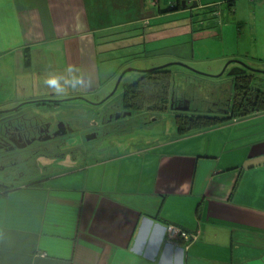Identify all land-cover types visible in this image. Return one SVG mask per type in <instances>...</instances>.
I'll return each instance as SVG.
<instances>
[{"label": "crops", "instance_id": "1", "mask_svg": "<svg viewBox=\"0 0 264 264\" xmlns=\"http://www.w3.org/2000/svg\"><path fill=\"white\" fill-rule=\"evenodd\" d=\"M239 1L0 0V111L56 96L94 106L129 62L159 68L151 58L220 74L235 56L220 21ZM190 131L0 190V264H264V110Z\"/></svg>", "mask_w": 264, "mask_h": 264}, {"label": "rangeland", "instance_id": "2", "mask_svg": "<svg viewBox=\"0 0 264 264\" xmlns=\"http://www.w3.org/2000/svg\"><path fill=\"white\" fill-rule=\"evenodd\" d=\"M263 3L258 4V0H241L233 6L232 11H228L226 8L224 10V17L220 21V27L225 29V40L227 42L226 50L228 52H232L233 58L230 61H227L225 63V66L223 67V70L226 69V67H229L230 62H237L240 63L242 66L247 65L250 67H256L264 70V0ZM261 6V9H259V6ZM258 6V7H257ZM223 10V8H221ZM215 32V29H212ZM222 34V30H221ZM213 45H216L218 48H220V51L224 47L223 45L216 43L215 40L212 41ZM216 53H213V56L215 57ZM218 57V56H217ZM122 61V60H121ZM158 62L161 64L159 67H163L172 63H175L174 58L169 57H162L161 60L151 58L150 60L146 61V63L151 64V62ZM124 63V60L122 61ZM143 65H145L143 62H141ZM201 63V62H200ZM211 63L215 64L217 63V60H213L211 62H203L202 64L211 65ZM125 65V64H124ZM190 69L193 70L196 74H203L208 77H221L222 72L220 74L214 75L210 73H206L204 71H201L202 66L198 63H189ZM135 66H138L134 62H129L128 65L123 68L122 74L126 73L124 80L130 81L131 78H133V75L138 76V73L131 72L129 70H136ZM146 66V65H145ZM152 68V67H151ZM150 68V69H151ZM153 69V68H152ZM259 69V70H260ZM146 70V69H142ZM149 70V69H148ZM258 70V71H259ZM120 71V68H119ZM196 79L189 78L184 76V73L181 75H178L180 78L176 79L175 84V90L181 91L179 93V97L185 98L188 103L192 105L193 109L199 110L200 113L204 112L207 114H213L218 113V108H224L225 104L227 103V98L230 95L234 96V99L239 100L240 97L243 95L253 94L258 90L257 86H250L248 89L242 87V85H233L231 82V78H226L222 82L221 79H211L207 77H200L196 74L189 73ZM186 75V74H185ZM221 75V76H219ZM135 76V77H136ZM130 77V78H129ZM201 78L203 81H199ZM118 80V78H117ZM115 85H110L109 89L111 91L108 93L107 97L104 98L99 103L95 104H101L98 105V107L90 106L92 111H89L88 115L93 117L96 112L98 114L102 113H111L113 114L114 109L116 107L120 108L122 107V99H123V93L121 88L116 90V94L114 93V90L116 89L117 81ZM196 81L197 83H194ZM208 81V82H206ZM127 82V81H126ZM192 85V86H191ZM198 85V86H197ZM200 85V86H199ZM259 86L264 89V82H260ZM170 87V95L173 93V90ZM172 91V93H171ZM106 94V91L101 94V97ZM112 96L110 99H108L106 102H104L108 97ZM177 95V96H178ZM99 98V96H97ZM97 97H92L91 101L96 99ZM233 99V100H234ZM170 100V99H169ZM178 98L174 100L176 102ZM235 101V100H234ZM170 102V101H168ZM171 103V102H170ZM170 103L167 105V111L166 108L164 110H155V112H148L147 107L143 108L141 110L138 109H131V112L135 115L132 120H129V122L125 121V119L119 120L117 122L119 125H130L134 126L133 130H130L128 132H118L117 135H108L106 137H100L97 140L87 142L86 137L93 132L92 128H90L88 131L87 128H79L78 124H75V127L80 131L79 135H76L73 139H71L72 145L74 146V152L75 155H78V149L77 146H80L83 144V141H85V144H87L86 147V163L84 165L88 164H94L97 161H102L101 154H105L107 151L108 153H113L114 151H126L133 149L134 147H137L138 145L146 144V142L150 145H154L157 143H162L164 141H170L172 137L177 133V126L175 124L176 118L175 114H173L172 111H170ZM176 108L179 106H175ZM182 107V106H180ZM81 109L82 113H87L86 110ZM122 111H124V107L121 108ZM66 110H69L71 113H75L76 111H79L78 108L73 106H68ZM141 111V112H138ZM196 112V113H199ZM40 115H42L44 120H46L48 117L46 116V113L41 110L39 111ZM145 115L147 116V122L144 121V117L142 116L139 118L138 116ZM231 115L234 119H238L242 116L241 112L236 110L232 111ZM82 116V115H81ZM87 116V115H86ZM104 116V115H103ZM233 119V120H234ZM95 120L96 118H91V121ZM86 121H90L88 118ZM115 123V124H117ZM191 121L187 122L185 121L186 126H189ZM207 127V126H206ZM186 129V127H185ZM92 134V133H91ZM150 142V143H149ZM124 147L123 149H120V145ZM128 151H126L127 153ZM47 159H40V164L47 165L52 164V169L50 168L46 172H41L42 176L57 174L59 171L64 169L71 168H79L82 165L73 164L72 157H67L65 159H60L59 161H53V162H44ZM73 164V165H72ZM72 165V166H71ZM40 175V174H39Z\"/></svg>", "mask_w": 264, "mask_h": 264}, {"label": "flooded vegetation", "instance_id": "3", "mask_svg": "<svg viewBox=\"0 0 264 264\" xmlns=\"http://www.w3.org/2000/svg\"><path fill=\"white\" fill-rule=\"evenodd\" d=\"M177 63L179 62L169 64L173 66L172 70L179 68V66L176 65ZM259 69L254 68V71H258ZM178 70L179 69H177V71ZM244 72L252 73L249 71L248 66L241 65V67L235 71V74ZM139 73L137 75H139ZM124 78L125 76L121 80L122 82L119 86L123 96L125 93L124 91L127 90L132 81L131 78L130 81L126 80V82ZM178 94L179 93L175 92V95L171 97V110L174 111L173 113L189 114V112H199V110L192 108L190 102L188 103L184 100L185 98L179 97ZM59 97L60 96L33 100L32 102L22 103L12 109L0 111V190H3V192H12V190L22 189L30 185H36L41 181L43 182L38 174L41 175V172H46L52 168L53 165H42L40 164V159H47L44 162H53L71 156L74 162L73 164L82 165L86 161L88 155L86 154L87 144L83 141L82 145L77 146L79 154L75 155V148L72 143H70L71 139L80 133L75 127V124H78L79 128H87L88 131L92 128L93 132L90 131L92 134L90 133L89 135L96 134L97 139L108 135H117L118 132L125 133L134 129V126L127 124L119 125L117 123L122 119L129 122V120H132L135 116L130 108H125L123 99L122 107H116L113 114L109 112L98 114V112H96L93 116L96 118V121H91L93 117L90 118L88 113L92 111L93 108L90 109V107H87L86 101L82 96L75 98ZM176 97L178 100L174 102ZM233 99V95H230L227 98L228 101L224 108H218L217 112L231 114L232 111H235V101ZM176 105L179 107L176 108ZM68 106L76 107L80 112L76 111L75 113H71L69 110H66ZM123 107L124 111L121 109ZM79 108L86 110L87 113H82ZM184 108H188L189 110L182 111ZM10 110L13 112H9L8 114L2 113ZM41 110L43 113H46L48 117L46 120L42 119L44 117L39 113ZM129 112L131 116L127 118L121 117V119L117 120V114L123 116L125 113ZM142 116L143 115L138 117L141 118ZM87 118L90 121H86ZM146 118L147 116L144 117L145 122H147ZM49 178L50 177H47V179ZM47 179L45 178L44 181H47Z\"/></svg>", "mask_w": 264, "mask_h": 264}, {"label": "trees", "instance_id": "4", "mask_svg": "<svg viewBox=\"0 0 264 264\" xmlns=\"http://www.w3.org/2000/svg\"><path fill=\"white\" fill-rule=\"evenodd\" d=\"M218 13V11H215ZM216 23V22H215ZM216 25V24H215ZM214 25V26H215ZM217 27V26H216ZM26 66L30 67L31 61V53L28 50L25 55ZM179 68H175L172 70L173 66L168 65L163 66L162 68H153L151 72L148 73H139L138 76L135 77L134 81L130 83V86L124 91L123 96V105H125L126 109H138L141 110L147 107L148 112H155V110H164L168 103L171 102V97L176 93H181V91L175 90L176 79L180 78L178 76L179 73H175L177 69H180L184 74L189 75V73L196 74L189 67H184L179 64H176ZM248 66V65H247ZM249 67V66H248ZM255 67V66H254ZM254 67L250 66L249 71L252 73H241L235 74L232 76L231 82L233 85H242V87L248 89L250 86H257L258 90L253 94L243 95L242 97L235 100V111L238 110L241 112L242 116L240 118L248 117L256 112H261L264 110V89L259 86L260 82H264V70H260L259 72L254 71ZM184 70V71H183ZM254 73V74H253ZM181 74V73H180ZM257 74V75H255ZM200 77H207L213 79H221L224 80L223 74L221 77H208L203 74H196ZM190 76V75H189ZM199 79V78H198ZM112 80H115L112 79ZM198 86V85H197ZM170 87L173 90L170 95ZM234 97V96H233ZM170 99V100H169ZM170 101V102H168ZM170 111L172 107V102L170 103ZM167 111V108H166ZM141 112V111H138ZM175 114V113H173ZM234 116V115H233ZM233 116L231 114H222L220 112L207 114V113H193L189 112L185 114L177 113L175 114L176 118V126L178 129L179 135H184L190 133V130L202 129L207 127H214L224 125L227 122L233 120ZM191 121L189 126L184 125L185 121ZM186 127V129H185ZM190 131V132H189Z\"/></svg>", "mask_w": 264, "mask_h": 264}, {"label": "water", "instance_id": "5", "mask_svg": "<svg viewBox=\"0 0 264 264\" xmlns=\"http://www.w3.org/2000/svg\"><path fill=\"white\" fill-rule=\"evenodd\" d=\"M189 1H192V0H184V3H183V5H185L186 3H188ZM177 64H179V65H181V66H184V67H189V65H184V64H182V63H177ZM168 65H166V67H167ZM151 70H154V69H151ZM151 70H142V69H139V70H129V71H131V72H136V73H148V72H151ZM260 71V70H259ZM259 71H257V72H259ZM128 72V71H127ZM127 72L126 73H124V74H122L119 78H118V82H117V85H116V89L114 90V93L116 92V90H118V88H119V86H120V84H121V80L123 79V77L127 74ZM264 73V72H263ZM116 94V93H115ZM112 96H114V95H111L110 97H108L106 100H108V99H110ZM105 100V101H106ZM104 101V102H105ZM103 103H101V104H92V105H94V106H98V105H102ZM180 110H182V109H180ZM189 109L188 108H184L182 111H188ZM9 112H13L12 110H10V111H8V112H2V113H5V114H8ZM1 114V113H0ZM129 116H131V113L129 112V113H125L123 116H121L120 114H117V120H119V119H121V117H124V118H127V117H129ZM72 132V131H71ZM95 139H97V135L96 134H94V135H89V136H87L86 137V140L88 141V142H90V141H94ZM24 147H26V146H24ZM152 219H154V218H152Z\"/></svg>", "mask_w": 264, "mask_h": 264}, {"label": "built area", "instance_id": "6", "mask_svg": "<svg viewBox=\"0 0 264 264\" xmlns=\"http://www.w3.org/2000/svg\"><path fill=\"white\" fill-rule=\"evenodd\" d=\"M167 235L169 239L173 241L192 242L194 239V235L190 234L185 229H180L174 225H170V227L167 228Z\"/></svg>", "mask_w": 264, "mask_h": 264}]
</instances>
